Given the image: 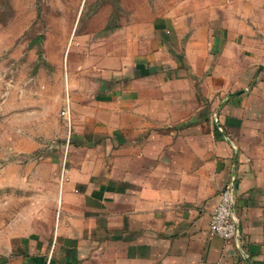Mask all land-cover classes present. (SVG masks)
I'll return each instance as SVG.
<instances>
[{"label":"crops","instance_id":"obj_1","mask_svg":"<svg viewBox=\"0 0 264 264\" xmlns=\"http://www.w3.org/2000/svg\"><path fill=\"white\" fill-rule=\"evenodd\" d=\"M134 16L43 43L72 125L51 264H264V0ZM233 177L241 243L209 233Z\"/></svg>","mask_w":264,"mask_h":264},{"label":"rangeland","instance_id":"obj_2","mask_svg":"<svg viewBox=\"0 0 264 264\" xmlns=\"http://www.w3.org/2000/svg\"><path fill=\"white\" fill-rule=\"evenodd\" d=\"M170 1L0 0V38L12 42L0 55V264H51L56 246L72 125L65 81L44 57L49 33L73 21L96 39L138 11L157 19Z\"/></svg>","mask_w":264,"mask_h":264},{"label":"built area","instance_id":"obj_3","mask_svg":"<svg viewBox=\"0 0 264 264\" xmlns=\"http://www.w3.org/2000/svg\"><path fill=\"white\" fill-rule=\"evenodd\" d=\"M62 114L67 117L68 109H64ZM235 190L236 180L233 177L219 191L218 203L210 215L209 233L241 243L239 218L235 212Z\"/></svg>","mask_w":264,"mask_h":264}]
</instances>
